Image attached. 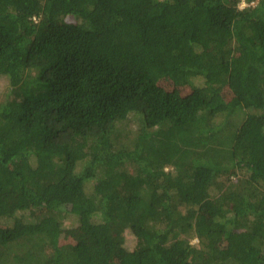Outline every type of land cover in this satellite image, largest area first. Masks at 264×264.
I'll return each mask as SVG.
<instances>
[{"label":"trees","instance_id":"trees-1","mask_svg":"<svg viewBox=\"0 0 264 264\" xmlns=\"http://www.w3.org/2000/svg\"><path fill=\"white\" fill-rule=\"evenodd\" d=\"M1 79L0 264H264V0H0Z\"/></svg>","mask_w":264,"mask_h":264},{"label":"rangeland","instance_id":"rangeland-1","mask_svg":"<svg viewBox=\"0 0 264 264\" xmlns=\"http://www.w3.org/2000/svg\"><path fill=\"white\" fill-rule=\"evenodd\" d=\"M190 89H185L186 92H188ZM11 86L8 84V81L6 79H1L0 80V103L10 99L14 98L15 94L11 93ZM229 93V92H228ZM78 223L77 220L74 218H68L65 221V228L63 230L62 236H61V241L60 245H64L66 243H75L77 242V235H78ZM81 236H79V239L81 240ZM197 240H193V243H195ZM137 240L136 238L130 234V233H125V248L127 250H132L136 247ZM122 252H118V255L121 256ZM124 255V254H123Z\"/></svg>","mask_w":264,"mask_h":264},{"label":"built area","instance_id":"built-area-1","mask_svg":"<svg viewBox=\"0 0 264 264\" xmlns=\"http://www.w3.org/2000/svg\"><path fill=\"white\" fill-rule=\"evenodd\" d=\"M244 6H246V4H245V3H243V4H242V7H244Z\"/></svg>","mask_w":264,"mask_h":264}]
</instances>
